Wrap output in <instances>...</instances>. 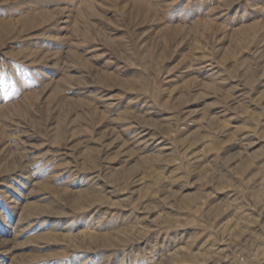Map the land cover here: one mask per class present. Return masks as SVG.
Listing matches in <instances>:
<instances>
[{
    "label": "rangeland",
    "instance_id": "rangeland-1",
    "mask_svg": "<svg viewBox=\"0 0 264 264\" xmlns=\"http://www.w3.org/2000/svg\"><path fill=\"white\" fill-rule=\"evenodd\" d=\"M0 264H264V0H0Z\"/></svg>",
    "mask_w": 264,
    "mask_h": 264
},
{
    "label": "bare ground",
    "instance_id": "bare-ground-1",
    "mask_svg": "<svg viewBox=\"0 0 264 264\" xmlns=\"http://www.w3.org/2000/svg\"><path fill=\"white\" fill-rule=\"evenodd\" d=\"M212 27V26H211ZM219 29V28H218ZM250 29V28H249ZM172 31V30H171ZM244 31V30H243Z\"/></svg>",
    "mask_w": 264,
    "mask_h": 264
}]
</instances>
